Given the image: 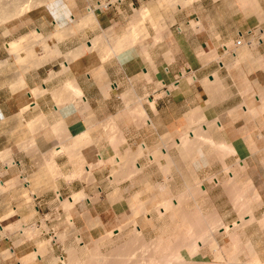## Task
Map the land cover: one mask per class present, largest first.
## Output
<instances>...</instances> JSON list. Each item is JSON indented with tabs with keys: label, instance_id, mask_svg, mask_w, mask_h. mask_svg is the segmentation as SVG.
Returning <instances> with one entry per match:
<instances>
[{
	"label": "crops",
	"instance_id": "0c3cea01",
	"mask_svg": "<svg viewBox=\"0 0 264 264\" xmlns=\"http://www.w3.org/2000/svg\"><path fill=\"white\" fill-rule=\"evenodd\" d=\"M162 1L132 0V20L135 18L132 23L139 25L143 22L140 15H137V18L134 16L137 9L145 7L150 10V15L144 21L145 32L147 36L150 35V41L143 49L136 46L122 48L121 52L106 61L103 67L105 72L107 71L108 81H96L90 76L77 80L82 88L83 102L88 101L85 111L81 110L80 99L58 103V89L62 91L68 81H46V75L43 73L46 64L37 66L39 56L32 55V63L26 67L21 66L18 57L25 56L24 52L12 53L8 48L10 41H20L19 29L12 36L5 35V31L1 32L0 199L19 197L26 189V176L31 171L26 167L42 165L44 155L52 152L54 143H58L64 148V153L55 158L60 174L53 182V189H41L33 194L35 199L40 200L38 205L46 201L50 208L56 209L59 193L62 198L66 196L68 199L78 192L91 194L92 199L78 201L74 207L76 226L83 229L87 240L86 234L89 233L93 238L109 227H106L103 221L105 199H97L104 189V170L96 168L93 173V185H88L80 179L79 171L75 167L83 159L86 160V165L95 162V159L99 160L98 151L103 149L106 143L102 139L105 134L104 121L110 117H119V114L123 113V102L113 98V89L109 91L108 86L117 82L124 84L126 81H117L122 80L124 73L134 78V81H130L134 91L132 107L141 101L150 121L142 122L139 127L132 124L131 128L126 125V119H121L120 129L124 134V141L132 150L138 151L141 146L146 149L158 148L163 136L183 132L180 127L185 119L202 112L213 124L212 127L209 126L213 140L218 143L226 142L235 150H240V158H226L223 166L227 165L233 169L243 166L242 171L239 169L242 178L244 172L245 175L254 177L252 172L255 171V176L264 190V169L257 168L264 166V158H257L255 161L248 156L250 139L243 133H238L234 123V115L240 110L238 108L242 106V112H247V106L244 105L251 98L252 91L258 90L257 82L264 78V64L260 62L261 59L264 60V0H176L177 3L175 0H167L169 5L164 6ZM126 5L127 3L123 2L115 6L113 10L116 13L112 16L102 14L101 28H112L127 12L122 10ZM31 25L43 35L56 32L58 26L52 23L48 27H42L36 17L32 19ZM155 38H158V41ZM239 39L243 40L242 45L254 41L260 44L247 51L242 46L240 48L235 45ZM224 45H228L234 53L232 57L227 55L231 58L212 60L208 57L211 53H216L218 57L228 54ZM61 48L58 46L62 53ZM149 78L152 81L146 80ZM214 78L224 87L222 91L218 92L216 87H211L215 84ZM240 81H248L249 86L240 85ZM236 86H239V89L234 91L233 87ZM251 86L252 90L249 89ZM54 90L57 92L54 93ZM23 108L27 109L24 111ZM40 117H46L50 126L58 122L56 126L59 130L57 127L55 130L58 133L63 132L61 136L51 132L46 135L43 130L33 133L31 127ZM262 124L264 126V121ZM260 131L264 138V127ZM83 132L88 134V139L93 145H76L74 151L78 158H82L77 161L73 159L71 150L72 137ZM99 138L102 139L101 144ZM27 140L39 146V153L33 156L26 154L24 144ZM40 147H43L44 154L40 152ZM149 160L152 163L154 158L150 156ZM161 161L158 164H161ZM199 161L200 166L206 165L205 162L197 160ZM140 162V167L142 164L147 165V160L140 159ZM254 167L256 168L253 169ZM10 181H15L16 186L10 191L9 188L4 190ZM27 182L29 187L35 185ZM11 227L17 229L15 224L3 227L2 230L8 231ZM49 228L53 235L50 234L49 238L45 235L44 238L49 240L48 244L42 237H39V241L19 242L17 233L10 234V237H0V264H61L65 258L66 247L74 244L75 239L68 235L70 238L64 243L58 242L56 234L62 231L67 233L70 228L68 223H53ZM52 238L54 240L51 241ZM34 252L38 253L37 257L33 256Z\"/></svg>",
	"mask_w": 264,
	"mask_h": 264
},
{
	"label": "rangeland",
	"instance_id": "374dc122",
	"mask_svg": "<svg viewBox=\"0 0 264 264\" xmlns=\"http://www.w3.org/2000/svg\"><path fill=\"white\" fill-rule=\"evenodd\" d=\"M103 2L107 3L109 1L53 0L50 5L56 10V15L49 14L46 11L45 6L35 8L31 12L29 11L26 14L15 17L14 19L0 25V35L2 31H5V35L8 34L12 36L14 32L19 29V37L22 41L20 40L18 42L23 46L26 43L25 39H29L31 32L35 30L32 28L31 24L32 19L36 17V20L42 25V27H48V25H51L52 23L58 25L56 26V32L48 35L44 34V36L47 39V45L52 48L61 46L62 53L65 55L74 52L76 49H82L86 44H89L98 37V39L104 38L108 40L114 47L116 54L121 52L120 49H125L128 46L141 47L142 49L147 46L148 41H150V35L147 36V33L145 32L144 21L148 17L142 18L140 16L143 22L139 23V25L136 22L132 23V21L135 20L134 17L132 20V8L134 7L132 6V0H113L108 6L96 10L97 24L91 23L81 29L79 27H74L75 29L72 28V26H75L74 21L79 22L78 24H80L79 20L87 14L89 8L95 9ZM123 2H126L127 5L126 7H123L122 10H127V12L116 21L112 28H101V15L107 13V15L109 14L112 16L114 12L116 13L113 8L119 6V4ZM162 3L163 6L164 4L168 5L166 2ZM129 4L131 5L129 6ZM137 15H139L138 9L135 11L134 16L137 18ZM133 24H135V26H132ZM7 29H10V31ZM62 29L63 31L65 30L63 32L64 34L58 39L57 33ZM26 36L28 37L25 38ZM101 39L99 41H101ZM134 39H136L137 42ZM155 39L158 41L157 38ZM29 40L33 39L30 38ZM31 42L26 44V47L33 46L34 44ZM254 42V44L245 43L242 45L243 49L248 51L252 48H256L259 44L257 45L258 41ZM34 43L37 44L31 49V52L33 53L29 52V54L43 58L46 53L44 51L45 49L42 40ZM25 48L22 51L27 57L28 51L27 48ZM98 49L99 48L92 53L86 52L81 55V58L79 57L70 64L67 71H64L66 61L64 55L55 56L53 59L50 58V61L41 64V66L46 64L43 69V73L46 75V81H50L51 83L56 81H68V84H65L63 90H66L65 88H67V90L71 88V86L68 88L69 80H73V82L76 80L77 82V80L84 79L88 76L96 81H108L106 78L99 79L96 77V68L99 63L103 65L115 55H108L107 59L102 63L101 59L104 57L102 56L103 49ZM233 54L234 53L230 51L228 54L220 55V57L217 56L214 60L219 58H231ZM227 55H231V57ZM147 57L150 58L148 53ZM263 61L264 60L261 59V63ZM20 64L22 65V63ZM27 65L28 63H23L22 66ZM56 73V77H53L52 79L49 78L51 74ZM125 74L126 73L122 74V80H117L126 81L124 84L117 82L118 84H116L118 85V88H113V90L110 84L108 86L109 91L112 90L111 95H114L113 98L117 99L119 102H123V113L119 114L120 118L110 117L103 123L105 134L102 139H104L106 143L105 147L99 150L98 153L104 156L105 164L100 166L99 162L95 159V162L93 161L91 163V173H87L86 166L89 165L84 164L86 160H81L82 158L80 159L76 156L78 154L74 151V148L76 145L91 147L93 144L90 139H88L87 133H85L86 137L82 139L80 138L82 134L72 137L73 144L71 150L74 154L73 159L77 161H79V159L81 160L80 164L75 167L79 171V175L81 176L80 179L88 185H93L94 178L92 173H94V170L99 167L104 170V189L101 195L98 194L97 199H105L103 221L106 227H109L101 233L99 232L100 235H96L93 238L89 233L86 234V237L88 238L87 240L84 237L83 229L76 226L74 219L76 209L74 207L78 201L92 199L91 194L81 192V197L78 198L74 206H71L68 202L62 204L60 198L57 200L58 204L56 209L53 207L50 208L48 204H46V201H42V204H40L41 206L38 205L40 200L35 199L33 194L41 189H53V182L58 178V172L56 173L49 169V163H47V159H49L47 156L49 155L46 154L47 156L44 155L42 165H29V167H26L31 171L29 172V175H25L26 189L19 194V197L0 199V237H10V234L17 233V240L19 242L39 241V237H42V240L47 243V241H49L47 238H49L50 234L53 235V232L49 228L51 224L64 222L66 224L68 223L70 228L67 233L62 231L61 233L58 232V234H56L59 240L58 242L64 243L70 238L68 235L72 236V238L75 239V242L69 247H66L65 258L62 260L64 262L61 264H70V259L74 253L80 263L89 264L95 250L102 256L104 255L105 258H118L119 255V258L122 259L126 257L135 258L137 255L136 258L138 259L141 255L140 257L149 260L152 258L154 261L153 264H163L165 258L173 259V256H170V252L168 251L169 248H166L171 242L175 243L171 245V248H173V246V249L177 248L175 249L178 253L177 255H182L189 264H229L230 262L233 264H244L249 261H259L260 264H264V190L261 187L262 184H260L255 176V171L252 172L254 177H252V175H245L244 172L242 178L239 171V169L242 171V167L236 166L235 170L229 165L228 166L231 169L228 168L227 165L223 166L226 158H240V150H234V148L230 147L231 153L225 155L219 147L220 143L214 140L213 142H202L198 146L195 143L194 145L191 143L193 147L195 145L196 147L193 148L191 146V148L188 149L189 151H186L185 147L183 148L182 145H176L175 142L182 135H190V132H193L202 126V124L194 125L192 122L190 123L192 116H195V114H193L192 116L187 117L184 124L180 127L183 132L165 135L162 137L158 148L152 149L153 151L150 149L138 154L141 150L140 147L138 148V151L132 150V147L125 143L124 134L120 129V122H122L121 119H126V125L131 128L132 124H134V127H139L142 122H145L142 117H134L136 111L132 112L131 110L134 107H132V99L134 96L132 97L133 88L130 81H134V78L132 76H126L127 74ZM146 80L152 81L149 79ZM240 82V85H243L244 87L246 85L247 87L249 86L248 81ZM257 83H259L258 90L252 91L250 97L254 96V98L258 99V97H264V78ZM214 85H211V87H216L218 92L224 89L220 81H215ZM252 88V86L249 87L251 90ZM237 89H239V86L233 87L234 91ZM60 91L61 90L58 89V92ZM53 92L56 93L57 91L54 90ZM124 94L128 95V103L124 101ZM78 98L80 99V97ZM260 101L257 102L255 107L257 113H250L249 111L242 112L244 108L240 106L238 108L240 110L234 115V123L235 126H237L236 130L238 133H243L245 137L250 139L248 156L255 161L257 158H264V138L260 131V129L264 127L262 124L264 121V105ZM80 102L82 105L81 110L85 111L88 106L84 105L81 99ZM58 103L64 104L63 102ZM137 103L141 104V101ZM137 103H134L135 106H138ZM199 113L203 114L202 112ZM40 118H43L45 123H41L42 125H35L37 124L36 121L34 124L36 127H31L33 133L38 130H43V133L46 135L48 132H51L53 134L56 133V136L58 137L61 136L56 130L55 132L52 130L55 128L50 126L46 117ZM111 122H114V129L110 128ZM212 125L210 124L209 126L212 127ZM207 131L209 132V135L213 137L212 133H210V127H208ZM102 139L99 138V144H101ZM34 144L35 143L31 140L25 142L24 149L27 152V155L33 156L34 154L36 155L39 153V146ZM238 144H240V139H238ZM165 146L168 147L167 152L165 151ZM40 149V152L43 153V147H40ZM127 155H137L136 161L141 164L140 159L147 160V165L142 164L141 170L137 171L135 168L137 165H133L132 162L134 158L128 159V157H126ZM150 156H152L151 158H154L152 163L149 160ZM116 157L124 159L118 164L116 162ZM35 159L38 160V157ZM197 160H201L202 163L205 162L206 165L202 164L200 166V161L197 162ZM160 161L162 163L158 164ZM195 162H197L196 165L194 164ZM255 168L256 167L253 169ZM257 168L264 169V166ZM244 169L246 168H243V170ZM125 170L127 171V174ZM200 170L202 171L200 172ZM132 171L136 172L133 173ZM229 171L234 174L233 178L237 184L230 185L231 178L229 177ZM134 174H136V176H134ZM27 181H30L32 185L35 183V185L29 187L27 186ZM9 183L6 188H9L8 190L10 191L16 186V182L10 181ZM204 187L206 189H204ZM6 188L4 190H6ZM63 198L68 199L66 196ZM160 213L163 214L161 215ZM245 215L250 216L249 218H253L248 221H243L244 219L247 220V218H242V216ZM218 222H220V226L223 225V227L225 226L226 228L229 226L230 232L228 231L225 233L220 229L217 232L216 237H213L211 234L204 235V233H202V230L205 229H200L202 225H206L207 223L208 225H215L217 223L216 225L218 226ZM101 223L102 222L100 221V225ZM15 224L17 229L11 227L8 231L2 233L3 227ZM237 224H239V226ZM21 227H25L33 234L31 236L25 235L21 232ZM199 229L201 232L198 231ZM137 230L141 231L140 235L137 233ZM110 231H113V236L109 238L108 234ZM189 232L190 235L193 234L195 237L198 232L199 234L201 233L198 237L200 241L199 245H202V248L199 249L197 253L195 252L194 247L189 245L191 242V238L187 236V233ZM45 235L47 237L46 239L44 238ZM202 235L203 237L200 238ZM233 235L234 237H237L235 238L238 242L237 244L233 242ZM52 240H54V238H52L51 241ZM185 244L186 246H184ZM129 248H131L132 251H129ZM128 251L129 253L125 254V252L127 253ZM130 253L135 256H131ZM114 254L118 256H114ZM33 256L37 257L38 253L34 252ZM127 258L123 260L124 263ZM134 258H130L133 261L131 264L136 263V258ZM130 259L126 261L128 264H130Z\"/></svg>",
	"mask_w": 264,
	"mask_h": 264
},
{
	"label": "bare ground",
	"instance_id": "6f19581e",
	"mask_svg": "<svg viewBox=\"0 0 264 264\" xmlns=\"http://www.w3.org/2000/svg\"><path fill=\"white\" fill-rule=\"evenodd\" d=\"M51 1H53V0H0V25H2V24H4V23H6V22H8V21H10V20H12V19H14L15 17H18V16H21V15H23V14H26L27 12H31L33 9H35V8H38V7H41V6H45L46 7V11L49 13V14H51V15H56L57 14V12H56V10L55 9H53L52 8V6L50 5L51 4ZM109 2H107V3H105V2H103V3H101V4H99L95 9H93V8H89V11L87 12V14L86 15H84L83 17H82V19L81 20H79L80 21V24H78L79 22H76V21H74V24H75V26H72V28H74V27H79L80 29L81 28H84V26L86 27L87 25H90L91 23H94V24H97V18H96V10L97 9H101V8H103V7H106V6H108L109 4H111L112 2H113V0H108ZM162 2H166V3H168L167 2V0H163ZM161 3V2H160ZM163 4V3H162ZM169 5V4H168ZM147 7V6H146ZM139 15L142 17V18H145V17H148V15H150V10L148 9V8H145V7H143L141 10H139ZM132 26H135V24H133ZM141 26V25H140ZM71 28V29H72ZM75 29V28H74ZM73 29V30H74ZM137 29V28H136ZM10 31V30H9ZM65 31V30H64ZM63 29L62 30H60L58 33H57V37H58V39H60L61 37H62V35L64 34L63 32ZM135 32V31H134ZM138 32V31H137ZM136 33V32H135ZM144 33V32H143ZM7 34V33H6ZM137 34V33H136ZM30 35V34H29ZM28 36H26L25 38H27ZM30 38H32L33 40H29L28 38V40L27 39H25V38H23V39H25V41H26V43H25V45H23V46H21V44L18 42V40H12V41H10L9 42V44H8V48H9V50L12 52V53H17V54H19L18 52H21L22 50H24V48L26 47V44H28V43H30L31 41V43H33L34 45L35 44H37V43H34V42H36V41H41L42 40V42H43V45H44V51H45V56L43 57V58H39V60H37V61H39L38 63H37V66H39V65H41V64H43L44 62H47V61H50L49 59L51 58V59H53V57H57V56H65V58H66V61H65V65H64V71H67L68 69H69V67H70V64L73 62V61H75L76 59H78L81 55H83V54H85L86 52H89V53H92L93 51H96L97 50V48H102L103 49V55L102 56H104L102 59H101V61H102V63L107 59V57H108V55H116V51L114 50V47L112 46V44L108 41V40H106V39H101V41H99L100 39H94L93 41H91L89 44H86V46L85 47H83L82 49H76L74 52H71L70 54H63V53H61L60 52V50L58 49V47L56 46L55 48H52L51 46H49V45H47L46 44V41H47V39L45 38V36L42 34V32H40V31H38L37 29H35V30H33L32 32H31V35L29 36ZM160 38V37H159ZM260 38V37H259ZM158 39V38H157ZM21 40V39H20ZM135 41H136V39H134ZM160 40V39H159ZM22 41V40H21ZM137 42V41H136ZM139 42V41H138ZM22 43H24V42H22ZM255 43V42H254ZM253 43V44H254ZM39 44V43H38ZM42 44V43H41ZM258 44H260V42H258L257 43V45ZM33 45V46H34ZM40 45V44H39ZM229 45V44H228ZM25 46V47H24ZM33 46H30V47H26L27 48V51H28V55H27V57L25 56V57H18V61L20 62V63H22V65H23V63L24 64H26V63H28V65L30 64V63H32V55L31 54H29V52L30 53H33V52H31V49H32V47ZM252 46V45H251ZM25 48V49H26ZM241 48V47H240ZM98 49V50H99ZM243 50V49H242ZM254 54V53H253ZM31 56V57H30ZM200 56H201V54H200ZM83 57V56H82ZM208 57L210 58V59H216L217 58V55H216V53H211V54H208ZM81 58V57H80ZM237 58V57H236ZM242 58V57H241ZM148 59H150L149 57H148ZM152 59V58H151ZM258 59H260L259 57H258ZM238 60V59H237ZM260 62H261V60H260ZM222 63V62H221ZM263 64H264V61L262 62ZM261 63V64H262ZM237 64V63H236ZM21 65V66H22ZM27 65V66H28ZM233 66V65H232ZM262 66V65H261ZM26 67V66H25ZM262 69H264V68H262ZM107 72V71H106ZM106 72H105V70H104V67H103V65L101 64V63H99V65L97 66V68H96V77H98L99 79L101 78V79H103V78H106ZM146 75H148V72L146 73ZM57 76V73L56 74H51L50 75V79H52L53 77H56ZM150 76V75H149ZM49 80V79H48ZM149 80H150V78H149ZM188 80V79H187ZM194 81V80H193ZM214 81H216L215 80V78H214ZM76 82V80L73 82V80L72 81H70L69 80V86H68V88H70V86H71V88L69 89V90H67V88H65L66 90H62V92L60 93L59 92V94H58V96H57V101L58 102H63V103H67V102H71V101H75V99H77L78 97H80V99H81V101H83V92H82V88H80V86H79V84H77V82ZM68 84V83H67ZM71 84V85H70ZM112 84V83H111ZM112 87V89L113 88H118V85L117 84H112L111 85ZM44 89V88H43ZM42 91V90H41ZM44 92V91H43ZM129 92V91H128ZM133 93H134V91H132ZM33 93V92H32ZM67 94V95H66ZM130 94V93H129ZM105 95V94H104ZM125 95V94H124ZM127 94L124 96V101L125 102H127L128 101V98H127ZM37 98V97H36ZM85 98V97H84ZM79 99V98H78ZM262 102L263 103V105H264V97H258V99H256V98H254V96L253 97H251L246 103H245V107L247 106V111H249L250 113H257V111L255 110V107H256V105H257V102ZM88 102V101H87ZM87 102H82V103H84V105H86V106H88V103ZM128 103V102H127ZM153 104V103H152ZM137 105L138 106H134V108H132L131 110H132V112H134V111H136V114L134 115V117L136 116V117H142V118H144V120L145 121H147L148 123L150 122L149 121V118H148V116H147V114H146V110H144V108H143V105H142V103L140 104H138L137 103ZM153 105H155V104H153ZM154 107V106H153ZM28 108V107H27ZM27 108H23L22 110H24V109H27ZM83 108V107H82ZM25 111V110H24ZM56 112V111H55ZM57 113V112H56ZM256 116V115H255ZM60 119V118H59ZM192 120V121H191ZM190 120V123L192 122L194 125L195 124H202V126L200 127V128H197L195 131H193V132H190V135L189 134H184V135H182L179 139H177V141L175 142V144L176 145H178V146H183V148L185 147V150L186 151H189L188 149L189 148H191V146H192V144L191 143H193V145H194V143L195 144H197V146L198 145H200L202 142H213V139H212V137L209 135V132L207 131V129H208V127H209V125L210 124H212L210 121H208L207 119H206V117H205V115L204 114H201V113H199V114H195V116H192V119ZM37 124H35V125H42V124H44L45 122H44V119L43 118H38L37 120ZM42 123V124H41ZM113 123V124H112ZM57 124H59L58 122H57ZM57 124H55V125H53V127L54 128H56L57 127V130H59L58 129V126H56ZM148 125V124H147ZM151 125V124H150ZM220 125V124H219ZM52 126V125H51ZM110 128H112V129H114V122H111V124H110ZM33 127H36V126H34L33 125ZM30 129V128H29ZM202 129V130H201ZM54 132H55V129H52ZM66 132V131H65ZM57 133H58V131H57ZM61 133H63V132H61ZM61 133H59V134H61ZM67 133V132H66ZM88 135V134H87ZM71 137V136H70ZM84 137H86L85 136V133L83 132L82 133V135H81V139L82 138H84ZM80 138H79V140H80ZM73 139V138H72ZM167 140H169V139H167ZM78 141V140H77ZM62 144V143H61ZM54 149L52 150V152H50V153H47L48 155H49V159L47 160L48 162L47 163H49V165H48V167H50L49 169L50 170H52L53 172H58L57 174L59 175L60 173H59V168H58V166H57V164H56V161H55V158L58 156H60L61 154H63V152H64V148L63 147H61L60 145H58V143H54ZM166 148H165V151L167 152L168 151V147L167 146H165ZM193 147V146H192ZM194 147H196V145L194 146ZM193 147V148H194ZM219 147H220V149H222L221 151H222V153H224L225 155H228L229 153H231V151H230V145H228V144H226V142L224 143V142H222V143H220L219 144ZM232 148V147H231ZM141 149V150H140ZM140 151H139V153L138 154H140V153H142L143 151H148V150H150V149H146L144 146H142V147H140ZM152 150V149H151ZM194 150V149H193ZM235 150V149H234ZM153 151V150H152ZM220 151V150H219ZM224 151V152H223ZM150 153V152H149ZM232 155V154H231ZM77 156V155H76ZM99 160H98V162H99V165L100 166H102V165H104L105 164V158H104V156H102L101 154H99ZM126 157H128V159L130 158V159H133V165H137L135 168L137 169V171H140L141 170V167L139 166V164H138V162L136 161L137 160V155H134V156H132V155H127ZM152 157V156H151ZM122 159H124V158H119V157H116V162L118 163V164H120L121 162H122ZM128 161V160H127ZM237 161V160H236ZM124 162V161H123ZM241 162V161H240ZM89 166H87L86 168H87V173H91V171H92V165H91V163H89L88 164ZM243 167V166H242ZM127 168V167H126ZM165 168V167H164ZM227 168V167H226ZM229 168V167H228ZM227 168V169H228ZM226 169V170H227ZM230 170V169H229ZM126 171V170H125ZM133 173L134 172H136V171H132ZM130 173V172H129ZM229 173H230V175H229V177L231 178V182H230V185L231 184H235L236 182H235V179L233 178L234 176V174H232L230 171H229ZM93 174V173H92ZM126 174H127V171H126ZM129 175V174H128ZM136 175V174H135ZM225 175V174H224ZM133 176V175H132ZM78 177H79V175H78ZM83 178V177H82ZM252 183V182H251ZM237 184V183H236ZM228 185H229V183H228ZM1 187V186H0ZM7 189V188H6ZM56 194V193H55ZM79 197H81V192H78V193H75L72 197H70L69 199H64V198H61L60 197V195H59V198H60V200H61V202H62V204L63 203H65V202H68L71 206H74L75 205V203H76V201L78 200V198ZM33 198V197H32ZM187 199V198H186ZM67 203V204H68ZM240 207H242V206H240ZM184 209V208H183ZM239 209V208H238ZM162 210L164 211V209L162 208ZM162 211V212H163ZM187 213V212H186ZM241 213V212H240ZM248 213V212H247ZM249 213H250V211H249ZM161 215L163 214V213H160ZM253 216V215H252ZM189 217V216H188ZM250 216H242V218L244 219V218H247V220H243V221H248V220H250L251 218H253V217H251V218H249ZM241 219V218H240ZM201 220H203V219H201ZM25 222V221H24ZM204 222V221H203ZM207 222V221H206ZM251 222H253V221H251ZM220 222H218V226L215 224V225H208V223L206 224V225H202V227L200 228V229H203V228H205L204 230H202L203 232L202 233H204V235H208V234H211L213 237H216V235H217V232L221 229V231L223 230L225 233L226 232H228L229 230H230V228H229V226H227V228L224 226L223 227V225H221L220 226V224H219ZM248 223H250V222H248ZM248 223H247V225H248ZM223 224V223H222ZM235 225V224H234ZM238 226H239V224H237ZM26 226V225H25ZM199 226H200V224H199ZM198 227V226H197ZM198 230V231H200L201 232V230ZM119 231V230H118ZM5 232V230H2V233H4ZM21 232H23L25 235H27V236H31L33 233L32 232H29L25 227H23L22 228V230H21ZM230 232V231H229ZM232 232V231H231ZM137 233L140 235L141 234V231L140 230H137ZM35 234V233H34ZM197 236L195 237V235H193V234H191L190 235V232L189 233H187V236L189 237V238H191V242L189 243V245H191V246H193L194 247V250H195V252L197 253V251L199 250V249H201L202 248V245H199V235H201V233L199 234V232L196 234ZM113 236V231H110L109 232V234H108V237L110 238V237H112ZM201 237H203V235L202 236H200V238ZM232 238H234L232 241L234 242V243H238L236 240H235V238H237V237H234V235L232 236ZM80 239V238H79ZM137 239V238H136ZM27 240V239H26ZM142 244V243H141ZM172 244H175V243H173V242H171V244L168 246V247H166L167 249H168V251L170 252V256H173V259L172 258H168V259H166L165 258V260L163 261V260H161V261H163V264H189L186 260H185V258L182 256V255H177L178 253L176 252V250L175 249H177V248H175V249H173L174 248V246H173V248H171L172 246ZM143 245V244H142ZM146 245V244H145ZM184 246H186V244L184 245ZM183 246V247H184ZM190 246V247H191ZM239 246V245H238ZM133 247V246H132ZM143 247V246H142ZM144 248H145V246H144ZM181 248V247H180ZM142 249V248H141ZM184 249V248H183ZM127 250V249H126ZM131 250V248H129V251ZM144 250V249H143ZM142 250V251H143ZM217 250V249H216ZM72 251V250H71ZM70 251V252H71ZM120 251V250H119ZM129 251L126 253L125 252V254H128L129 253ZM132 251V250H131ZM164 251H165V249H164ZM178 251V250H177ZM74 253V252H73ZM116 253L118 254V252L116 251ZM149 253V252H148ZM190 253V252H189ZM121 254V253H120ZM131 254V253H130ZM101 254L98 252V251H94V254H93V256H92V258L90 259V263L89 264H128V262H126L128 259H133L132 257H129V258H127L126 256H124V257H126L127 258V260L125 261V263L123 262V260L124 259H126V258H119L120 257V255H119V257L118 258H114V257H112V258H105V256L103 257L102 255V257L100 256ZM145 255V254H144ZM143 255V256H144ZM194 255H195V253H194ZM114 256H118V255H115L114 254ZM131 256H135V255H133V254H131ZM137 256V255H136ZM136 256H135V258H136ZM141 256V255H140ZM138 257V259L136 258H134L135 260H136V263H134V264H145V263H147V264H153V260H152V258H150V260L149 259H147V258H143V257ZM149 256V255H148ZM130 259V264H131V262H133L132 260ZM70 264H79L80 263V261H79V259L76 257V255H75V253L72 255V258L70 259ZM62 262H64V261H62ZM191 263V262H190ZM243 263V262H242ZM80 264H82V263H80ZM207 264V263H206ZM209 264V263H208ZM229 264H233L232 262H230ZM244 264H260L259 263V261H255V262H251V261H249V262H246V263H244Z\"/></svg>",
	"mask_w": 264,
	"mask_h": 264
},
{
	"label": "built area",
	"instance_id": "2783aa9c",
	"mask_svg": "<svg viewBox=\"0 0 264 264\" xmlns=\"http://www.w3.org/2000/svg\"><path fill=\"white\" fill-rule=\"evenodd\" d=\"M242 44H243V40H242V39L237 40L236 43H235V45H236L237 47L242 46ZM229 48H230V47H229L228 45H224V50H225L227 53H229V52L231 51ZM59 195H60V193H59ZM59 195H58V196H59ZM60 197L62 198L61 195H60ZM63 259H64V258H63Z\"/></svg>",
	"mask_w": 264,
	"mask_h": 264
}]
</instances>
